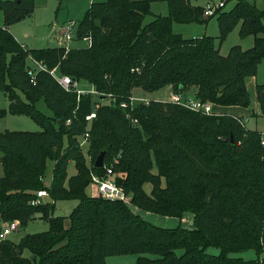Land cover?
Instances as JSON below:
<instances>
[{"label":"trees","instance_id":"trees-1","mask_svg":"<svg viewBox=\"0 0 264 264\" xmlns=\"http://www.w3.org/2000/svg\"><path fill=\"white\" fill-rule=\"evenodd\" d=\"M161 1L168 3L169 15L145 25L152 4ZM235 1L230 11L223 7L215 13L217 38L185 39L173 32L174 23L207 24L215 16L204 17V7L190 0H107L94 4L77 27V40L91 37V47L30 50L9 29L34 14L36 0H0V94L9 99L11 114L41 128L0 133V230L15 220L24 228L37 215L49 223L48 231L25 235L19 243L0 242V264H107L111 257L129 255H139L134 264H264L261 133L231 115L209 116L172 102L135 106L131 116L137 124L120 108L136 88L153 93L171 86L176 93L196 88L203 103L249 109L247 80L257 76L264 60V10ZM237 27L241 38H254V45L235 46L223 56L216 41L222 43ZM29 58L87 82L99 97L68 93L48 72H40L33 84ZM256 99L264 117V85L256 86ZM40 101L52 117L38 110ZM96 104L97 117L89 123L86 116ZM86 133L89 159L79 140ZM102 152L100 169L95 163ZM49 162L55 165L47 186ZM70 163L76 168L71 177ZM108 167L125 174L117 183L135 207L166 217L190 212L194 229L161 228L122 202L92 198L87 193L92 174L104 176ZM40 190L55 202L79 201L69 228L65 218L53 216L54 203L30 204ZM211 247L221 253L208 254ZM249 251L257 258L231 256Z\"/></svg>","mask_w":264,"mask_h":264},{"label":"rangeland","instance_id":"rangeland-1","mask_svg":"<svg viewBox=\"0 0 264 264\" xmlns=\"http://www.w3.org/2000/svg\"><path fill=\"white\" fill-rule=\"evenodd\" d=\"M13 1V0H11ZM132 1H142V0H132ZM247 2L254 4L258 9L264 10V0H246ZM107 0H36L35 14L33 17H28L23 20L22 23L18 25H14L13 30L14 35L25 45H27L28 49H44L51 48L50 43L52 39V35H56V30L63 29V27L67 24L75 23V25L80 24V22L85 18L89 10L92 8L94 4L105 3ZM191 4L194 6L206 7L208 4L212 6H218L221 2H225L226 6L224 11H230L234 8L236 1H227V0H190ZM169 15V6L166 1L154 2L152 4V14L148 15L145 18L144 24L147 25L151 23L156 16H168ZM4 24V16L0 12V25ZM3 26V25H1ZM173 32L175 34L182 35L185 39L198 38L203 36H211L214 38L219 37L220 31L218 26V15L210 18L207 24H173ZM58 40V39H57ZM59 41V40H58ZM53 45H57L56 43ZM216 45L219 47L220 52L223 56H227L231 49L235 46L241 47L243 50H249L254 45V38H241L240 36V27L234 29L224 40L222 43L219 40L216 41ZM88 47L87 42L83 41H73L70 42L69 49ZM82 86L89 87V84L83 81ZM264 85V60L261 62L258 68V74L255 78H249L247 80V88L251 96L252 106L247 110L240 109H226L225 112H229L234 114L235 119H240L239 121L245 123V127L251 131H257L259 133L264 132V117L261 115L260 108L257 104L256 99V86ZM171 87V86H169ZM169 87H165L153 93H148L143 91L140 88L134 89L132 95L138 98H144L151 101L158 102H170L171 97L174 94H180L187 99L198 100L196 97L197 89L192 88L190 91L183 93H176ZM149 101V102H151ZM187 101V100H184ZM106 102H110L107 100ZM9 99L0 94V133H4L6 131L14 132H40L41 128L38 124H36L33 120L26 116H16L9 112ZM140 104V103H139ZM139 104H136L139 105ZM37 108L44 115L52 117L53 112L46 106L44 101H40L37 104ZM223 111L219 108L214 107L212 111L218 113L220 115H230L223 114L218 112ZM2 111H6L4 115H2ZM242 111L246 113L244 119H241L238 116ZM200 113V112H197ZM254 115V116H253ZM82 138H79L82 141ZM233 143L234 141L231 140ZM80 142V146H81ZM89 144V143H88ZM87 144V145H88ZM87 145L83 147V154L88 158L87 155ZM2 152L0 151V156ZM54 162L48 163V170L45 177V184L49 186L52 181ZM153 173H157V167L153 169ZM69 177L74 176L76 174V168L74 163H70L68 169ZM123 178L125 174H122ZM3 176L2 166L0 165V177ZM145 190L147 193H151L152 185L146 184ZM92 189L89 187L87 189V193L90 195ZM132 197V196H131ZM45 202H52L55 204L54 217H63L65 218L66 226H69V216L71 215L74 208H76L79 204L77 200L70 201H52L50 198L46 197L43 199ZM130 210L136 214L141 216L144 220L166 229H175V228H183L187 230L194 229L195 225V215L190 212H184L182 218L179 217H169V216H160L150 212L142 211L140 208H137L133 205L132 201L128 204ZM49 230L48 221L41 219L40 215H37L34 220H32L26 227L20 229L16 232H13L7 239L14 242L19 243L25 235L28 234H38L43 233ZM208 254L211 255H219L221 252L218 248L211 247L207 250ZM178 255H182L183 251H177ZM25 256L30 257L31 254L26 251ZM232 257H240L245 260H252L257 258V253L254 251L242 252V253H233ZM264 257V254L262 255ZM139 255H129V256H115L107 259V264H134L137 262Z\"/></svg>","mask_w":264,"mask_h":264},{"label":"built area","instance_id":"built-area-1","mask_svg":"<svg viewBox=\"0 0 264 264\" xmlns=\"http://www.w3.org/2000/svg\"><path fill=\"white\" fill-rule=\"evenodd\" d=\"M224 2H221L218 6L207 5L204 7V17H212L215 13L220 9L223 8ZM77 25L75 23L67 24L61 29V37L59 39L60 46L65 47L67 50L69 49L70 42L78 41L77 40ZM81 41L87 42L88 47L92 46V38L86 37ZM139 71V69H136ZM28 75L31 78V82L35 84L36 77L40 72H48L55 81L61 86L63 90L68 93H76L78 97L82 95L92 94L96 98L99 97V93L94 89V87L90 86L86 88V86H82V82L77 81L76 79L72 78L71 76L62 74L58 68H54L49 70L45 64L42 62L34 59L29 58V67L27 69ZM133 72L135 70L133 69ZM187 100V101H184ZM170 102L185 107L194 112H200L205 115H220L212 111L215 107L212 103H203L202 101L187 99L180 95L174 94L171 97ZM112 103V101H111ZM114 103V101H113ZM149 104V100L144 98L134 97L133 95L130 97L129 102H122L120 104V108H122L125 112L126 117L133 122V124H137V120H133L131 116V111L136 106V104ZM100 107L99 104H96L93 108V111L86 116V121L89 123L92 122L93 119L97 117V110ZM70 123V121L68 122ZM81 147L86 146L89 143V134L86 133L81 141ZM261 143L264 145V132L261 133ZM106 174L104 176L92 174L91 178L92 181L89 187L92 189L90 196L92 198H102L107 201L111 202H122L126 205L131 203L132 197L128 195L123 187L118 185L117 179L123 178L122 174H116L113 172L112 167H108L106 169ZM49 197V192L47 190H40L37 192L36 197L31 201V205L36 207L42 205L45 201L44 198ZM20 229V221L15 220L11 222L4 223L0 230V242L7 240V238L13 233Z\"/></svg>","mask_w":264,"mask_h":264},{"label":"crops","instance_id":"crops-1","mask_svg":"<svg viewBox=\"0 0 264 264\" xmlns=\"http://www.w3.org/2000/svg\"><path fill=\"white\" fill-rule=\"evenodd\" d=\"M34 14H35V12H34ZM33 14V15H34ZM33 15L31 16V17H33ZM23 22V21H22ZM22 22H20V23H22ZM20 23H18V24H20ZM18 24H15V26L16 25H18ZM1 25H3V24H1ZM0 25V26H1ZM14 25L13 26H11L10 27V32L14 35V33H13V30H11V29H13L14 27H15ZM56 32V35H52V39H50L51 40V42L52 43H50V46H48V47H51V48H56V47H60V42L58 41L59 39H60V37H61V29L60 30H56L55 31ZM15 36V35H14ZM15 38L18 40V42L20 43V44H22L25 48H27L28 49V47H27V45H25L24 43H22L16 36H15ZM58 39V40H57ZM57 44V45H53V44ZM69 46H70V44H69ZM45 49V48H44ZM170 89H171V87H169ZM172 90V89H171ZM147 99V98H146ZM149 100V99H148ZM149 101H151V100H149ZM216 108H219V109H221V110H223V111H219L218 109V112H220V113H223V114H230V115H233V116H235L234 114H232V113H229V112H225L224 110H226V109H231V108H234V109H240V110H247V109H245V108H241V107H219V106H215ZM232 110V109H231ZM244 111H242L240 114H238V116L237 117H239V118H241V119H244L245 117V115H246V113L244 112ZM1 165V164H0ZM2 166V165H1ZM2 171H3V168H2ZM3 175H4V172H3ZM2 177V176H1ZM70 221V220H69ZM65 227L66 228H69L70 227V222H69V226H66V224H65Z\"/></svg>","mask_w":264,"mask_h":264},{"label":"water","instance_id":"water-1","mask_svg":"<svg viewBox=\"0 0 264 264\" xmlns=\"http://www.w3.org/2000/svg\"><path fill=\"white\" fill-rule=\"evenodd\" d=\"M107 33H109V31H107ZM105 99V97L104 96H102L101 97V100H104ZM105 155H106V152H102L100 155H99V157L97 158V160H96V163H95V167L96 168H103L104 167V158H105Z\"/></svg>","mask_w":264,"mask_h":264}]
</instances>
